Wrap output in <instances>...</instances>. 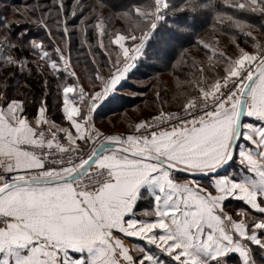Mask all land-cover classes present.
<instances>
[{
	"label": "trees",
	"instance_id": "1",
	"mask_svg": "<svg viewBox=\"0 0 264 264\" xmlns=\"http://www.w3.org/2000/svg\"><path fill=\"white\" fill-rule=\"evenodd\" d=\"M116 36L126 37L130 51L141 52L123 86L98 110L99 126L112 117L128 120V112L152 115L186 107L230 73L241 51L263 50L264 0H0V96L31 110L47 91L49 116H60L66 86L86 93V102L88 91L102 90L111 79L120 60ZM238 171L235 157L221 174L238 179ZM140 203L147 207L150 199ZM223 212L245 225L264 220L238 200ZM246 247L249 264H264V248L250 242Z\"/></svg>",
	"mask_w": 264,
	"mask_h": 264
},
{
	"label": "crops",
	"instance_id": "2",
	"mask_svg": "<svg viewBox=\"0 0 264 264\" xmlns=\"http://www.w3.org/2000/svg\"><path fill=\"white\" fill-rule=\"evenodd\" d=\"M131 63L123 64L121 70L115 71L101 92L95 97L87 98L86 102L83 101L86 93L78 94L72 85L63 89V96L72 99L64 100V106L61 109L64 114L60 115L64 122L59 125L55 124V126L69 143L78 147H85L88 144L90 132L98 130L89 124L92 109L95 108L93 101L99 103L112 92L118 83L124 81L132 67ZM255 82L260 84L261 92L256 95L251 105L247 96L252 91ZM73 101H75V106H73ZM2 104L3 101H0V106ZM242 109L240 141L235 151L239 171L234 177L238 179H234L232 175L221 174L224 170L221 171L219 178H212L220 180L216 193L206 191L208 183L199 179L194 182L186 177L179 181L183 185L179 189L184 194L182 203L194 206L190 212V219L196 218L197 223L211 224L216 233L214 242L222 238L225 231L230 233L235 229L237 235L244 232L243 221L232 220L220 208L218 200L223 199L224 195L233 196V200L241 201L254 212L256 211L252 206L257 204L264 206V126H262L264 125V68L252 82L243 100ZM13 110L15 109L12 104L0 107V157L18 169L28 170L36 167L38 161L22 150L21 146L24 143H37L34 137V127L43 120L51 119L50 116L47 117L41 112L28 120L23 117L16 120ZM238 111L239 109L236 110L234 104L226 105L218 113L210 116L207 121L201 122L184 133L163 132L155 135L149 141V148L152 154L167 156L170 163L183 167L187 171L206 170L213 160H226L233 140ZM82 114L84 118L78 119ZM49 122L52 123V120ZM108 139L118 140L119 137L113 135ZM95 164L99 167L110 168L113 176L116 177V184L121 186L135 184L137 177L146 176L152 171V165L143 163L137 157L122 156L120 159H115L111 155H103V152ZM225 177L227 178L226 183L222 179ZM116 184H109L95 194L81 193L84 202L89 207L95 203L107 214L111 211L110 206L122 203L128 191L131 190L129 188L128 191H116L108 198H104L106 193L116 189ZM229 184L235 192L228 190ZM76 208H79V203L76 202L70 184L57 183L51 188L46 186L20 187L0 197V214L13 218L6 230L0 229V261L3 264H17V258L13 253L19 252L21 264H46V261L50 264V254L45 252L44 258L40 259V249L36 245L29 244L28 240L53 236L68 241L77 238V234L85 231L87 225L82 223L80 215L75 211ZM221 216L223 219L220 218ZM85 219H88L89 224L94 226V222L87 218L86 214ZM155 227H159V224H146L132 235L150 232ZM253 232L247 230L248 235ZM21 244L25 248L32 249L35 255L23 251ZM189 251L191 253L190 264H207L211 260L208 252H197L195 249Z\"/></svg>",
	"mask_w": 264,
	"mask_h": 264
},
{
	"label": "snow or ice",
	"instance_id": "3",
	"mask_svg": "<svg viewBox=\"0 0 264 264\" xmlns=\"http://www.w3.org/2000/svg\"><path fill=\"white\" fill-rule=\"evenodd\" d=\"M128 75H131V71ZM122 86L123 81L118 83L112 92L99 103L93 101L95 108L92 109L90 121L93 128H95V116L98 114V109L104 106V102L107 101L110 94ZM42 87L47 89V81L42 82ZM65 99L72 98L61 94L59 101L61 109H63ZM20 103L23 105V102ZM73 106H75V101H73ZM21 110L26 112L23 107ZM48 111V93L45 91L42 102L34 109L33 115L41 112L46 115ZM60 114L63 115V111ZM83 118L82 114L78 119ZM154 131L151 129L149 132L141 134V130L137 128L135 129V136L131 132L125 133L123 136L119 133H109L107 134L109 138L115 135L120 139H108L107 144L110 147L102 144L99 148H94L90 156L83 157L84 163L80 164L79 168L75 167L79 161L65 163V169L73 170L67 176L62 177L60 181L25 178L18 180L16 184H10L8 189L0 192V197H4L10 191L20 187L40 188L46 186L51 188L57 183L71 185L76 202L79 203V208H76L75 211L80 215L82 223L87 225V228L82 233L77 234V238L70 241L62 240L57 236L29 239V244L36 245L40 249V259H43L44 253L48 252L51 256V264H190L191 253L189 250L195 249L197 252H208L211 257L210 264H228L229 261L235 262L237 259H239L240 264H249L246 244L251 242L264 248V243L258 239L264 232V220H257L252 225H244V232L240 235L236 234L235 229L230 233L225 231L224 236L214 242L216 233L212 225L197 223L196 218L190 219V212L194 206L182 203L184 194L179 191L183 187L179 183L180 179L187 177L196 182L199 178V180L208 183L206 191L216 193L220 180L212 178L220 177L222 168L235 158L234 151L227 160H213L206 170L202 171H187L183 167H170L167 156L142 155L138 159L143 163L152 165V171L148 172L146 176L137 177L135 184L125 186L116 184V177L111 174V169L100 168L95 164L101 152L103 155H111L115 159H120L122 156L132 158L133 153L124 152L120 147L122 141L132 136L133 139H137L138 143L140 139L147 143ZM104 136L105 134L100 133L96 139H103ZM209 159L212 158L209 157ZM46 163L47 161L41 164V170L44 172L53 171V169L45 166ZM93 166L98 169L94 181L90 171ZM55 170L58 171L59 169ZM24 172V169H17L15 173L9 172V175L23 176ZM101 177L104 178L105 183L116 184V189L110 190L104 198H108L116 191L131 189L122 203L110 206L111 211L107 214L95 203L89 207L81 194L88 192L91 188L98 190L101 185ZM222 179L225 183L227 182L226 177ZM85 181L92 182L85 183ZM198 186L202 185L198 184ZM173 189H177V191H173ZM146 198H150V203L144 207L140 201ZM232 200L233 196L224 195L223 199L218 200L220 208L223 209ZM245 203L247 204L246 201ZM252 207L256 212L264 214V206L257 204ZM85 214L94 222V226L89 224L88 219H85ZM220 218L223 219L222 216ZM12 219V217H5L0 214V229L6 230ZM146 224H159V227L153 228L150 232L132 235L133 232L143 228ZM248 227L257 231L248 235ZM20 247L23 251L35 255L32 249L25 248L23 244ZM13 255L17 258V264H21L20 253L14 252ZM0 264L3 262L0 261Z\"/></svg>",
	"mask_w": 264,
	"mask_h": 264
},
{
	"label": "built area",
	"instance_id": "4",
	"mask_svg": "<svg viewBox=\"0 0 264 264\" xmlns=\"http://www.w3.org/2000/svg\"><path fill=\"white\" fill-rule=\"evenodd\" d=\"M252 72L253 69L251 71L246 70L242 71L240 76L228 77L220 82L206 97L197 98L186 107L176 111L146 117L136 128L120 132V134L123 136V134L131 132L133 136H135V129L137 128L141 130V134L154 129L155 131L150 135V139L163 132L184 133L210 116L218 113L226 105L234 104L237 110L240 101H242L243 90L251 78ZM100 133L101 132L98 130H92L89 134L88 144L85 147H78L69 143L59 131L45 125L36 127L34 130V137L37 143H24L21 148L37 159V166L25 170L23 176H18L16 174L9 175V172L15 173L18 168L10 164L6 159L0 157V192L7 189L10 184H16L18 180H23L25 178L29 180L41 178L45 180H56L67 176L73 169H65V163L79 161V163L75 165V167L79 168L80 164L84 163L83 157L90 156L94 148H98L100 145L105 144L107 140L106 134L103 139H96V136L100 135ZM150 139L147 143L140 139L138 143L137 139H133L132 136H129L122 141L121 145L143 153L152 154L149 148ZM93 141H95V144H93ZM45 161H47L45 166L49 169H53V171L44 172L41 170L40 166ZM55 169L59 170L57 171ZM90 171L92 173V180L94 181L98 169L97 167H92ZM91 182L92 181H85V183ZM107 185H109V183H105L104 178L101 177V185L98 190L96 188H91L88 192L83 193L90 195L95 194Z\"/></svg>",
	"mask_w": 264,
	"mask_h": 264
},
{
	"label": "rangeland",
	"instance_id": "5",
	"mask_svg": "<svg viewBox=\"0 0 264 264\" xmlns=\"http://www.w3.org/2000/svg\"><path fill=\"white\" fill-rule=\"evenodd\" d=\"M162 1L163 0H161V2ZM126 41H127L126 37H124V36L114 37V42L116 43V45L120 49V51H117L118 52L117 54H119L120 60L118 62L117 67L113 70L112 76L115 74V71L121 70L123 64L131 63V61H133L135 58H137L141 52V49L139 47L133 48L132 51H130V47L127 46ZM248 50H251L250 47ZM109 53L110 52L108 51V54ZM231 53H233V56L235 54H238L236 50H232ZM115 55H116V53H115ZM263 60H264V49L260 50V51H248V53H243V54L241 51L239 58L236 59L234 67L231 69L230 73L226 77H224L222 80H225L231 76H234V77L240 76L242 71H246V70L251 71L252 69L254 70ZM222 80H221V82H222ZM219 83H216L207 92H204V93L200 94L199 96L195 97L194 99L190 100L186 105L190 104L193 100H195L197 98L206 97L213 90V88ZM90 92L88 91V93L90 94V97L92 98V97L97 96L101 92V89L93 88V90H90ZM260 92H261L260 84H257L255 82L252 91L247 96L248 102L251 105H253V102H254L256 95L260 94ZM0 101H3V104H2L3 106H5L6 104L7 105L12 104V106H14L15 110H13V111L15 113L16 120L18 118H21V117L28 120L29 118L35 117L37 115V113L35 115H33L34 109L37 106L33 107V109H31V110H30V108L26 109L27 112H32V114H30V113L27 114L26 112L21 110L23 105H21L20 102H22V101H20V100H12L11 101V100L6 99L5 96L1 95ZM9 101H10V103H9ZM174 111H176V110H174ZM169 112H172V111H169ZM160 113H162V112H160ZM160 113H157V114H160ZM165 113H168V112H165ZM142 114L143 115H139V114H136L134 112H128V114H127V115H129L128 120H125L122 116L112 117V118L107 119L105 121H101L100 126L97 125V123L95 121V128L98 129L101 133L106 134V135L108 133H119L120 134V132L132 130L131 128L127 127L128 124H130V123L137 124L138 122L142 121L146 117L157 115V114L146 115V113L144 111L142 112ZM46 116L49 117V113H47ZM50 119L52 120V123L49 122L51 120H49V121L43 120L36 127L41 126V125H45L49 128H52V129L58 131L56 128L57 126H55V124L59 125V124L63 123L64 121L61 119L60 116H54V117L50 116ZM207 119H206V121H207ZM90 121H89V124L91 125ZM204 121H202V122H204ZM113 124H114V126H113ZM36 127H34V128H36ZM114 128H116V129H114ZM228 190L230 192H235V189L231 186V184H229Z\"/></svg>",
	"mask_w": 264,
	"mask_h": 264
},
{
	"label": "water",
	"instance_id": "6",
	"mask_svg": "<svg viewBox=\"0 0 264 264\" xmlns=\"http://www.w3.org/2000/svg\"><path fill=\"white\" fill-rule=\"evenodd\" d=\"M155 2L156 3H161V0H155ZM263 68H264V60L254 69V71L252 72L251 78L249 79V81L247 82V84H246V86H245V88L243 90L242 101H240V105H239L240 108H238L239 111H238L237 117H236V127H235V130H234L233 140H232V143L230 145V148H229V151H228V155H227L226 160L232 155L233 151L234 152L236 151V147H237V144L239 142V137H240V133H241V123H242V119H243V109H242V107H243V100L246 97V94H247V92H248V90H249L252 82L254 81L255 77L258 75V73ZM103 145L110 147V145H108V144H103ZM120 147L123 149L124 152H131V153H133L134 154L133 157L139 158L142 155H151L149 153H143V152H140V151H135V150H133L131 148H128L126 146H123V145H120ZM229 163L227 164L226 167H223L221 171L225 170L228 167ZM170 167H178V166L170 163ZM60 180L61 179H56V180H53V181H60Z\"/></svg>",
	"mask_w": 264,
	"mask_h": 264
}]
</instances>
